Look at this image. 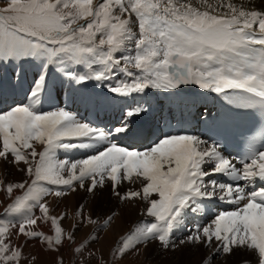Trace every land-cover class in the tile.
<instances>
[{"label": "snow or ice", "instance_id": "1", "mask_svg": "<svg viewBox=\"0 0 264 264\" xmlns=\"http://www.w3.org/2000/svg\"><path fill=\"white\" fill-rule=\"evenodd\" d=\"M33 61L24 100L0 106V264H37L29 245L50 264H119L150 249L186 251L189 264H264V123L233 157L185 131L122 144L140 105L109 129L41 106L57 66L75 85L119 73L127 79L108 91L121 98L191 85L264 117V0H0V64ZM59 150L83 153L59 159ZM101 197L139 216L107 255L93 245L123 211L98 215ZM217 204L230 207L212 213Z\"/></svg>", "mask_w": 264, "mask_h": 264}, {"label": "bare ground", "instance_id": "2", "mask_svg": "<svg viewBox=\"0 0 264 264\" xmlns=\"http://www.w3.org/2000/svg\"><path fill=\"white\" fill-rule=\"evenodd\" d=\"M38 63L39 61L25 62L23 64H19V62H17V73L22 70V74L19 76V79L17 78V73L16 76H11L10 64H1L0 95H2L4 99V104L0 106H6L14 100H24V95L29 90V86L32 84L35 74L38 71ZM56 69L57 66H53L52 74L47 84V90L44 94H42V110L48 111L59 107L57 99L60 98L61 105H63L64 108L71 109L72 106H75L74 108H76L79 112L77 118L87 121L102 129H109L122 122L120 120L112 119L111 115L114 111H126L129 105L132 107L140 105L146 111L135 120L133 128L134 133L138 131L143 133L140 136V140L144 139L146 142L150 139V137L155 138V136L159 133L158 123L160 124L161 122L158 120L165 114H173L187 122V119H197L200 115H205L218 109L216 94L205 90L199 89L198 93L188 96L178 95L176 92H174V94H170L165 91L148 90V95L134 94L132 97L121 98L108 91L110 86L119 83L120 80L127 79V77H124L119 73L113 74V76L118 77V79L113 78L105 81L103 82V86H101L100 82L95 81L86 82L84 85H75L69 84L66 80L61 81L58 79ZM74 70H76L75 66ZM79 70L83 72L87 69L81 66ZM4 73L8 76L6 77V80L3 79ZM193 135L197 134L194 132ZM137 141L138 139L136 138L135 143H127V139L121 140L120 142L128 146L142 148L143 145L141 142ZM82 153L83 150H59L58 158L70 160L78 159L81 158ZM13 176L14 178H19L18 174L14 173ZM80 195L82 194H76L73 197H69L68 202L73 203L78 201L80 199ZM105 203L107 206H102V204ZM210 207L212 208V213H215L221 209H227L230 206L217 204L215 206L210 205ZM109 208L118 212L123 211V217L121 220L116 221V225L111 231L106 229L101 233L103 239L97 246H102L104 250L107 249L108 246L112 245L113 240L116 239L121 232L128 229L139 219L136 212L128 209L121 210V208L115 206L114 202L109 201L107 197H101L98 199L95 211L98 215L102 216ZM0 209H2V205H0ZM212 213L203 219H197L196 222L206 224L211 219ZM188 227H191V221L188 222ZM186 231L187 229H185L184 232L177 231L174 239L182 238ZM24 252L25 255L30 252L31 254H40V252L38 253L37 248L32 247L31 245L26 247ZM148 253L156 264H189L190 260H195V257H190L186 251L176 253L170 252L167 255H163L158 254L155 249H150Z\"/></svg>", "mask_w": 264, "mask_h": 264}, {"label": "rangeland", "instance_id": "3", "mask_svg": "<svg viewBox=\"0 0 264 264\" xmlns=\"http://www.w3.org/2000/svg\"><path fill=\"white\" fill-rule=\"evenodd\" d=\"M8 64H10L11 76L12 77L16 76V73H17V70H18L17 62H11V63H8ZM0 66H1V64H0ZM32 69L34 70L33 67H32ZM8 70H9V67H8ZM6 77H8V76H6L5 73H4L3 79L6 80ZM57 104H58L59 107L63 106V105H61L60 98L57 99ZM102 206H107V205L105 203V204H102ZM96 246L97 245H93V247H96ZM108 248H109V246L107 247V249ZM107 249L104 250L106 255H107V253H106ZM38 255H39L40 258L37 261V264H50L51 257L47 253L40 252V254H38ZM23 264H27V261H24ZM119 264H156V263L152 259V257L149 255V253H146L145 255H141V256H135V255L129 256L126 260L120 261Z\"/></svg>", "mask_w": 264, "mask_h": 264}]
</instances>
